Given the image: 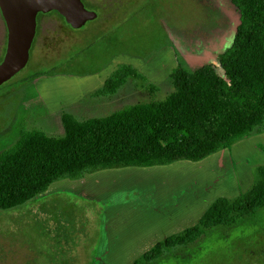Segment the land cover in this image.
Segmentation results:
<instances>
[{"label": "rangeland", "instance_id": "1", "mask_svg": "<svg viewBox=\"0 0 264 264\" xmlns=\"http://www.w3.org/2000/svg\"><path fill=\"white\" fill-rule=\"evenodd\" d=\"M85 8L97 18L79 30L52 12L44 16L27 65L0 86V154L22 130L62 136L64 113L82 121L164 101L178 69L210 64L222 77L218 57L240 24L231 0H85ZM6 40L0 14V62ZM124 66L146 80L128 78L115 95L96 97ZM260 166L264 134L199 163L61 180L33 201L0 211V264H133L164 238L196 224L215 199L245 193ZM152 264H264V209Z\"/></svg>", "mask_w": 264, "mask_h": 264}, {"label": "trees", "instance_id": "2", "mask_svg": "<svg viewBox=\"0 0 264 264\" xmlns=\"http://www.w3.org/2000/svg\"><path fill=\"white\" fill-rule=\"evenodd\" d=\"M231 1L240 24L232 45L218 57L222 77L210 64L192 72L178 69L172 75L174 91L164 101L82 121L64 113L60 137L22 130L0 154V211L33 201L61 180L117 168L199 163L239 140L264 134V0ZM131 77L146 80L124 66L94 95L113 96ZM262 209L264 166L256 169V180L245 193L215 199L196 224L164 238L133 264H152L167 251L193 246L207 232L231 227Z\"/></svg>", "mask_w": 264, "mask_h": 264}, {"label": "water", "instance_id": "3", "mask_svg": "<svg viewBox=\"0 0 264 264\" xmlns=\"http://www.w3.org/2000/svg\"><path fill=\"white\" fill-rule=\"evenodd\" d=\"M85 0H0V14L7 40L0 62V86L22 71L28 62L36 29L44 16L57 12L74 30L94 21L97 14L85 8Z\"/></svg>", "mask_w": 264, "mask_h": 264}, {"label": "flooded vegetation", "instance_id": "4", "mask_svg": "<svg viewBox=\"0 0 264 264\" xmlns=\"http://www.w3.org/2000/svg\"><path fill=\"white\" fill-rule=\"evenodd\" d=\"M44 18H45V17H44ZM44 18H43V20H44ZM43 20H42V21H43ZM41 23H42V22H41ZM39 26H40V25H39ZM36 32H37V31H36ZM35 37H36V34H35ZM34 39H35V38H34Z\"/></svg>", "mask_w": 264, "mask_h": 264}, {"label": "crops", "instance_id": "5", "mask_svg": "<svg viewBox=\"0 0 264 264\" xmlns=\"http://www.w3.org/2000/svg\"><path fill=\"white\" fill-rule=\"evenodd\" d=\"M153 247V246H152ZM148 251V250H147ZM145 253V252H144Z\"/></svg>", "mask_w": 264, "mask_h": 264}]
</instances>
